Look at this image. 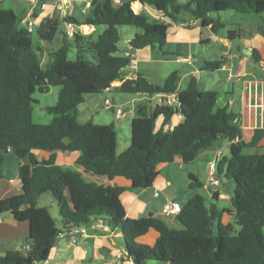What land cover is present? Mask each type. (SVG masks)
Here are the masks:
<instances>
[{
	"label": "trees",
	"instance_id": "obj_1",
	"mask_svg": "<svg viewBox=\"0 0 264 264\" xmlns=\"http://www.w3.org/2000/svg\"><path fill=\"white\" fill-rule=\"evenodd\" d=\"M152 9L156 16L135 14L132 3ZM138 10V8H135ZM236 11L264 14V0H92L80 20L67 16L76 25L102 27L101 33H76L68 39L62 33V45L50 53L44 69L37 54L33 34L39 42H51L58 32L60 20L46 17L35 32L20 24L22 16L0 3V178L4 157L28 159L19 167L21 192L0 201V213H11L19 222H27L29 234L25 253L9 252L0 256V264H42L45 262L61 231L56 228L48 207H40L39 199L49 194L57 207L63 231L64 220L74 225L88 226L98 219L114 220L122 235L126 259L133 264H264V154H245L254 148L263 131L253 132L247 142L242 139L235 113L217 103L218 93L198 88L190 78L178 87V73L171 72L162 84H152L140 74L123 79L122 70L130 59L118 53V28L130 27L139 32L129 41L133 51L166 44L172 23L188 19L209 27L217 33L222 25L211 16L213 12ZM73 42L75 59L68 58ZM258 62L256 50L251 54ZM223 58L205 61L202 70H220ZM121 81L120 93L152 97L178 91L176 106H156L149 102L134 108L130 145L117 155V134L113 123L95 124L78 121L77 107L88 95L99 94ZM50 86L59 87L56 104L48 109L53 115L48 124L34 123V92L47 93ZM182 120L171 130L164 131L173 115ZM163 118L156 129V119ZM226 139L229 154L216 164V177L232 180L230 197L234 212L232 223H223L225 210L218 207L216 193L209 205L206 198L196 194L187 199L175 216L180 228L170 227L154 214L139 218L117 219L119 195L125 187L115 185L113 197H95L71 208L80 194L76 175L56 163L57 152L78 153L76 164L110 181L117 178L130 182L133 189H149L158 176L160 165L179 158L181 163L193 162L213 144ZM34 151L49 154L37 160ZM191 187L200 188V182ZM149 230L157 234L152 245L138 240ZM123 248V249H124Z\"/></svg>",
	"mask_w": 264,
	"mask_h": 264
},
{
	"label": "crops",
	"instance_id": "obj_2",
	"mask_svg": "<svg viewBox=\"0 0 264 264\" xmlns=\"http://www.w3.org/2000/svg\"><path fill=\"white\" fill-rule=\"evenodd\" d=\"M15 1L16 0H13L11 2V5L6 7L5 9H11L15 14L16 12H18L19 16H21L24 13L22 16L23 19L27 12L26 6L17 4ZM19 1L21 2L23 1L26 2V4H28L27 1L24 0H19ZM91 1L92 0H81L80 2L84 4L82 10H85V12H87ZM133 5L136 8L139 7L138 9L139 11L137 13L133 11L135 14L144 12L151 16H156V13L152 9L143 6L138 2L132 3L131 9ZM69 16L74 18L73 14H70ZM46 17H51V18L58 17V13L54 9L53 0H46L45 6L43 7L39 6L35 9L32 17V22H33L32 32H35V30L40 27L43 19ZM85 29L87 31L89 30L86 34H90L93 31H94L93 34H95L97 33L98 30L90 26L88 27L85 26ZM99 30L101 33L103 28L100 27ZM260 30L261 29H259V27H254V29H252L251 26H248V27H242V29H240L238 33H234L235 34L234 36L241 38L240 40L244 42L243 48L239 47L240 51L235 50V52H233L231 50V44L227 41V39L220 40L222 42V49L219 58H223L225 52L233 54L235 55V57L229 56L226 58V60H224L225 62L231 65V68L233 69L239 68L242 72L252 77L254 76L258 78H264V71H262L257 65H255V63L257 64V62H255L251 56L252 51L256 50L260 56V59H264V56H261L259 51L256 49L257 44L260 47L262 46L261 48H263V44L261 42L263 40V37L261 36ZM261 31L264 34V27L262 28ZM125 32L127 33L125 39V43H126L127 41H130L131 38L139 31L135 28H130L128 30H125ZM210 33L211 30L208 27H202L197 21L190 23L188 19H186L185 21L178 23L170 22L167 31V41L162 51L163 53L167 51H171L178 54L173 60L169 59L168 62L173 63L174 65H180V68H174V71L178 73L179 88L185 87L190 78H195L197 81V85L201 86L198 87L199 89L204 91L217 92L216 89H213L215 83L209 81L210 77L205 76V74H203L200 69L195 67L197 64V59H194L190 56L193 43L197 41L198 42L207 41L208 40L207 38L208 36H210ZM62 37L63 36H61V39ZM51 42H44V41L34 42V44L38 48L37 54L39 58L40 55H42V56H46L48 58L47 60H49V55L50 53L53 52L51 47L48 48V44ZM225 43H228L229 46H225ZM243 50L251 51V54L248 55L247 53H244ZM139 53H143V52L133 51V56L135 57L136 62L137 61L145 62L146 60L137 58L140 56ZM145 53H147V55L151 54L150 50H147V52ZM184 53L186 55H184ZM142 55L144 56V53ZM185 58H189L190 62L188 63L184 61ZM123 70H122L123 73L122 78L127 79L131 71L129 68H126V71L124 73ZM218 71L226 73V81H229L227 77L228 76L227 71L222 69ZM137 74L140 75L143 74L142 76L145 77L148 80V82H150V80L144 73L141 74L139 71H137L134 76H136ZM168 75L169 73L166 75V77ZM211 75H212L211 77H213V80L215 81V77L213 76V74ZM232 84L233 86L238 85L240 87L239 95H238L239 110H240L241 108L240 106L242 103V96H243L242 84L241 82H236V81H232ZM120 85H121V81L113 82L111 84V87L105 90L104 93H109L112 90L118 91ZM224 94H225L224 97H221L222 102L219 106L220 107L227 106L228 109L231 111L232 106L235 105L234 99L236 96L234 95L233 88L227 89V91H225ZM155 98H158L160 100V103H155V104L152 103ZM105 100L108 99L106 98ZM109 101L110 103L114 102L113 99H110ZM132 101L135 102L134 99H132ZM142 101L143 103L140 104L149 102L152 109H154L156 106L162 105L163 103V99L159 95H155L152 97L143 96ZM231 102L232 104H229ZM137 105L138 104L134 106L132 105L131 108L134 109ZM77 109H78L79 122H81L79 120V116L82 113L83 115H88V117L90 116V118L86 120H89L94 123L93 121L94 117L93 114L91 113L90 107L82 106L81 108L79 105ZM129 115H134V110L131 111L130 109L127 112L126 116ZM133 117L134 116H132L130 119V124L132 122ZM175 119L178 120V123L182 120L180 115L178 114L173 115L170 121L163 126V130L167 131L173 129V127L177 125L173 123ZM162 122H163V118L162 117L158 118V120L156 121V129H159L162 126ZM114 128H115V124H114ZM252 136H253V132H249V131L242 132V139L245 142L249 141ZM220 141L222 142H220V145L216 147V149L213 152L215 154L216 151L221 150L222 157L227 156L224 154L223 150L224 148H227L229 150L230 142L226 139H221ZM129 145H130V140L127 143L126 147L122 149H118L117 146V150H116L117 155H119L122 151H124ZM255 148H259L260 151L257 153L251 151ZM211 149L212 147L208 150L201 152L193 161L194 163L195 161L203 158V168H204V172H206L207 174V178H205L204 182L203 181L200 182L201 184L200 188L205 190L207 195V197L205 198L212 199L213 194L214 193L217 194L218 207L221 210H225V213L222 216V222L232 223L234 221V212L231 207L230 197L234 187V183L232 180H228L225 178L218 179L219 180L218 185H214L211 182H209L208 180L209 170L207 164L212 160L208 158L207 152H209ZM248 150L250 151L245 154H264V132L261 140L256 145V147L249 148ZM33 154L39 161L47 159L49 157L48 153L42 151H34ZM77 158H78V154L74 152L56 153V163L60 165L64 170H67L70 173L76 175L79 180L78 187L80 190V194L74 201H72L71 208L82 202L90 203L97 196L105 199L112 198L114 193V186L118 185L125 187L126 190L119 195L117 219H124L126 217L139 218L146 216L148 214H154L156 216L161 217L165 221V223L170 227L176 228L174 226L176 221L175 216L162 215V209L167 202L169 201L178 202L176 201V199H172L170 197L169 195L170 192L166 191V183H168L169 185L172 184L171 178L168 176L163 177L161 175V169L165 168L168 164L160 165L158 167V176L156 177L151 188L133 189L131 188L130 182L124 179L117 178L113 181H110L106 177L98 176L90 171L83 169L82 167L76 164ZM214 160H215V156H214ZM4 161L5 162L8 161L9 163L12 164V171L11 168L6 166L4 171L2 172V177L0 178V201L7 197L20 194L21 189H20L18 170L21 165L28 163L27 158L19 160L16 159L12 154L6 155L4 157ZM174 162H178L179 164H181L179 158H176ZM188 175L189 176L192 175L193 177L197 178L196 175L190 172L188 173ZM155 193H158V196H155ZM192 196H190L189 198H191ZM38 205L40 207L49 208L51 218L54 221L56 228H59L63 232L58 234L48 259L42 264H125L123 260L115 259V251L119 248L123 249L124 246L122 242L121 232L119 231V228L115 225L116 223L114 220H108L104 218L98 219L96 221L108 220L109 224L96 225L95 224L96 221H95L89 224L88 226L74 227L69 232H64L63 227L60 223L58 210L53 198L49 194L43 195L39 199ZM28 234H29V225L27 222L16 221L11 215V213H0V256H4L9 252L25 253ZM156 238H157L156 232H154L153 230H149L139 240L141 239L146 241L151 240L153 244Z\"/></svg>",
	"mask_w": 264,
	"mask_h": 264
},
{
	"label": "rangeland",
	"instance_id": "obj_3",
	"mask_svg": "<svg viewBox=\"0 0 264 264\" xmlns=\"http://www.w3.org/2000/svg\"><path fill=\"white\" fill-rule=\"evenodd\" d=\"M13 0H4L1 2L2 7L6 8L9 5H11V2ZM81 0H73V9L70 10L69 15L73 14L74 18L77 20H80L82 17V8L84 7V4L80 2ZM17 4L26 6V10L30 8L29 3L26 4V2H21L19 0L15 1ZM81 3V4H80ZM136 8V7H135ZM17 15H19L18 12H16ZM56 14V13H55ZM211 16L214 20L219 22L222 27L218 29L217 33H213L211 31L210 36H208V40L205 42H194L192 50L190 52V56L194 59H197L196 68L200 69L205 76L210 77L209 81L214 82L215 86H213V89H216V91L219 93L217 103L218 105L221 104L222 99L221 97H224V92L227 91L229 88H233L235 99H234V106H232L231 111L237 112L239 111V90L240 87L238 85L232 84V81H226V73L217 71H209V70H202L201 67L203 66V63L205 61H213L219 59L220 52L222 49V42L220 40H226L231 44V50L235 52L236 47L243 48L244 42L240 40L241 38L234 36V33H238L242 27H248L251 26L252 29L254 27H259V29L262 30L264 27V14H253V13H239L236 11H219V12H213L211 13ZM242 26V27H240ZM100 27L96 28L97 33L94 34V37L97 36L98 33H100L99 30ZM209 28V27H208ZM130 29V27H119V37L120 41L118 42V53L120 55H124L125 51H127V44L125 43V39L127 36V33L125 30ZM210 29V28H209ZM64 24L63 22H60L58 26V32L53 39L51 43L48 44V48H52V51H56L61 45H62V33H64ZM86 30V29H85ZM260 30L261 36L263 37V40L261 41L263 44V48H261L258 44L256 46V49L259 51L261 56H264V34ZM89 31V30H88ZM86 30V32H88ZM253 31V30H252ZM33 40L34 42H37V36L34 33L33 34ZM71 44V47L68 52V58L70 60L75 59V49L73 47V42L69 41ZM38 51V48H36ZM147 50H150L151 54L147 55ZM134 52H143L139 53L140 56L137 58L146 60L145 62H136V71H139L141 74L144 73L151 83L153 84H162L166 75L174 71V68H180V65H174L173 63L168 62L169 59H174L176 57V53L167 51L163 53L162 50H160L158 47H146L141 50H136ZM184 55H186L184 53ZM40 62L44 69H46V65L48 62V58L46 56L40 55ZM149 59V60H148ZM256 65V63H255ZM127 68V67H126ZM126 68H124L123 72L125 73ZM123 74V73H122ZM213 76L215 77V81L213 80ZM143 75V74H142ZM212 78V79H211ZM218 80V82H217ZM184 86V84H183ZM201 87V86H198ZM59 87L57 86H50L49 91L47 93H39L34 92L33 98L37 101L36 104L33 105V113L32 118L34 123L38 124H48L53 118V115L48 112V109L50 107H53L56 104L57 97H58ZM108 100H105V99ZM143 96L141 95H130L126 93H120L119 91L112 90L109 93L101 92L99 94H93L86 96V100L84 103L80 104V107L87 106L90 107L91 113L94 117V123L97 124H109L114 123L115 124V131L117 134V143H118V149H122L126 147L129 140H131V124L130 119L134 115L119 117L117 115V110L121 109L122 111L128 112L132 105L143 103L142 101ZM110 99H113L114 102L110 103ZM132 99L135 100V102L132 101ZM141 100V101H139ZM152 103H160V100L158 98H155ZM177 115V114H176ZM126 116V117H125ZM90 116L83 115L82 113L79 116V120L82 123L88 122ZM160 118V117H159ZM158 119H156L157 121ZM175 124H178V120L175 119ZM221 140V139H220ZM218 140L216 143L213 144L212 149L207 152L208 158L210 160H214V150L216 147L220 145V141ZM244 153H248L250 150L245 149ZM251 151H254L255 153L259 152V148H255ZM225 155L229 154V150L227 148H224L223 150ZM75 153V152H74ZM78 154V153H76ZM8 166L11 168L12 171V164L8 161L4 162V166L2 169V172L4 171L5 167ZM181 166V168H180ZM192 173L196 175V179L199 182H204L205 178H207L206 172H204L203 168V158L195 161L194 163H188V164H179L178 162H172L168 164L165 168L161 169V175L163 177H170L171 178V185L166 183V191L170 192V197L172 199H176L181 205L189 199L190 196L193 194H199L204 197H207L205 190L202 188L197 187H191L190 184L194 183L188 173ZM5 173V172H4ZM170 173V174H169ZM213 200L211 198H206V204L209 205ZM222 206V205H221ZM54 213V210H53ZM174 226L178 229L180 228V224L178 221H175ZM174 228V227H173ZM262 232L264 234V226L262 228ZM138 243L143 245H151V240H139ZM147 264H157L156 261H148Z\"/></svg>",
	"mask_w": 264,
	"mask_h": 264
},
{
	"label": "built area",
	"instance_id": "obj_4",
	"mask_svg": "<svg viewBox=\"0 0 264 264\" xmlns=\"http://www.w3.org/2000/svg\"><path fill=\"white\" fill-rule=\"evenodd\" d=\"M4 0H0L2 2ZM27 1L30 5V8L27 10L25 17L20 21V24L27 29L28 32L33 30L32 17L34 11L37 7L45 6L46 0H24ZM54 9L58 13V19L64 24V34L68 39H71L74 34L82 33L86 34L87 32L82 29L85 25H76L72 21H67L65 18L69 16V12L72 9L73 0H53ZM122 0H113L117 5L121 3ZM85 10H82L81 14H85ZM88 27V26H87ZM127 51H125V56L130 59V62L127 68L130 69V74L127 79L135 78L136 71V60L133 56V50L130 47L129 41L126 42ZM225 46H229L228 43H225ZM235 57V55L228 52L224 53L223 63L221 65L222 70L228 72V80L241 82L242 84V103L239 111L234 112L235 117L233 122L238 125L241 133L244 131L255 132L263 131L264 132V78L252 77L248 74L242 72L239 68H231V65L225 62L227 57ZM184 61L190 62L189 58H185ZM262 71H264V59H260L256 64ZM146 96V95H141ZM163 99L162 105L165 106H176L178 104V91L171 94H160ZM229 104H232L229 103ZM134 109L131 108V111ZM126 111L121 109L117 110V115L123 117L126 115ZM222 158V151L218 150L215 152V160L208 162L207 167L209 170L208 180L214 185L219 184V180L216 177L215 169L217 162ZM155 196H158V193H155ZM181 210V206L178 202H167L162 209V215L164 216H176ZM74 241V240H73ZM28 246H26L27 249ZM123 249L119 248L115 251V259L123 260L125 264H132V262L125 257ZM128 262V263H127Z\"/></svg>",
	"mask_w": 264,
	"mask_h": 264
},
{
	"label": "water",
	"instance_id": "obj_5",
	"mask_svg": "<svg viewBox=\"0 0 264 264\" xmlns=\"http://www.w3.org/2000/svg\"><path fill=\"white\" fill-rule=\"evenodd\" d=\"M236 51H240V48L237 47ZM243 52L247 53L248 55L251 54V51H246V50L244 51L243 50ZM64 223L66 224V229L64 230V232H69L72 228L78 227V225H74L73 223H71L70 220H64ZM95 224L96 225H105V224H109V221L108 220H100V221H96ZM60 233H63V232L60 231L59 234ZM123 252H124V254H127V250L125 248L123 249Z\"/></svg>",
	"mask_w": 264,
	"mask_h": 264
},
{
	"label": "bare ground",
	"instance_id": "obj_6",
	"mask_svg": "<svg viewBox=\"0 0 264 264\" xmlns=\"http://www.w3.org/2000/svg\"><path fill=\"white\" fill-rule=\"evenodd\" d=\"M132 10H133L134 12H136V13L139 11V10H137V11H136V10H134V8H133V7H132ZM82 29H83V30H85V26H83V27H82ZM85 31H86V30H85Z\"/></svg>",
	"mask_w": 264,
	"mask_h": 264
}]
</instances>
